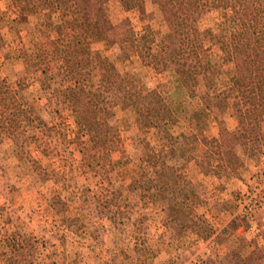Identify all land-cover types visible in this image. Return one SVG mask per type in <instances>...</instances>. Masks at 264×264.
Listing matches in <instances>:
<instances>
[{
    "label": "rangeland",
    "instance_id": "374dc122",
    "mask_svg": "<svg viewBox=\"0 0 264 264\" xmlns=\"http://www.w3.org/2000/svg\"><path fill=\"white\" fill-rule=\"evenodd\" d=\"M63 3L20 0L15 6L12 0H0V92L8 95L23 81L20 92L36 106L42 119L36 131L30 130L22 138L26 146L36 148L30 154L40 163L32 178L24 182L17 149L4 138L17 124L16 115L0 105V264H17L21 254L28 252L30 238L41 235L54 245L47 244L43 255V260L52 264H250L246 261L249 252L264 247V148L254 155L238 156L233 151V105L244 104L247 96L242 87L228 89L231 54L208 48L198 62L176 58L173 51L179 35L168 9H155L150 0H136V6L125 11L116 0H105L97 10L93 48L104 49V64L116 59L125 69L139 71L136 83L143 89L170 80L168 100L159 94L146 97V102L159 118L180 119L183 109L181 128L174 132L185 150L178 159L179 172L171 170L162 160L166 149L155 148L154 129L145 126L134 112L118 109L108 119L109 135L98 131L95 140L85 146L88 154L97 150L109 153L106 177H95L90 169L82 172L78 153L73 157L77 169L71 172L63 167L59 153L73 150L70 129L76 114L89 110L88 99L61 102L56 105L58 111H52L41 87L42 74L25 66L16 50L18 31L29 45L24 27L33 23L38 13L55 10ZM176 8L187 13V0L177 1ZM221 13L222 9H217L198 23L205 47L211 45ZM16 15L21 17L18 30L8 32ZM124 17L129 18L137 36L147 29L154 39L141 57H135L125 36L116 44L105 43L106 27ZM203 93L225 100L222 123L206 120L205 129L194 128V138L188 141L185 132L192 126L183 117L184 109L192 111ZM261 117L264 119V105ZM42 149L45 155L40 153ZM155 163L183 196L159 192L153 200L149 191H130V186L147 181L145 167ZM55 179L89 190L78 192L75 197L80 199L74 198L65 213L52 198ZM109 182L116 195L104 197ZM253 255L264 263V252L255 250Z\"/></svg>",
    "mask_w": 264,
    "mask_h": 264
},
{
    "label": "trees",
    "instance_id": "16d2710c",
    "mask_svg": "<svg viewBox=\"0 0 264 264\" xmlns=\"http://www.w3.org/2000/svg\"><path fill=\"white\" fill-rule=\"evenodd\" d=\"M19 1L12 0L15 6H18ZM104 1L64 0L61 7L38 13L35 21L24 27L29 45L23 42L18 31L16 50H19V57L24 60L25 66L39 70L42 74L41 87L45 99L53 105L52 111H58V103L74 98H86L90 105L84 114H76L74 128L70 129L74 142L73 150L63 155L59 153V160L64 168L72 172L77 169L73 157L74 153H78L81 156L79 168L82 172L90 169L93 176L106 177L105 166L110 160L109 153L97 150L88 154L85 146L95 140L98 131L108 136V119L114 116L118 109H123L134 112L145 126L154 129L155 148L166 149L162 155L163 162L171 170L179 172L178 159L184 155L185 149L175 132L181 128L183 109L179 111L180 119L159 118L146 102V97L154 98L162 94L168 100L170 80L165 83L158 81L153 88L143 89L136 83L140 77L136 69H125L116 59L103 63L106 58L105 51L94 49L93 43L97 41V10ZM116 1L125 11L136 6V0ZM150 1L155 9L166 8L170 11L179 35L177 48L173 51L176 58L198 62L206 55L208 48L231 54L233 69L229 73L228 89L242 87L247 96L244 104L233 105L236 113V128L231 133L233 151L238 156L256 154L258 148H264V119L261 117V106L264 105V0H187L189 10L185 14H181L176 8V2L179 0ZM217 9H222L221 18L211 37V45L205 47L198 23ZM20 18L16 15L8 32L13 31V28L18 30L16 26ZM1 36L0 26V38ZM105 36L107 45L116 44L121 36L127 37L135 57H141L149 51L154 40L147 29L137 36L127 17L115 24H109L105 29ZM162 72L165 74V71ZM176 82L182 85L181 81ZM22 86L23 81H20L16 83V89L12 93L2 95L0 92V105L16 115L17 124L5 133L4 138L12 141L14 149H17L16 154L18 153L24 167L25 182L32 178L40 163L37 157L30 154L31 151L36 152V148L26 146L22 138L26 132L36 131L42 119L36 106L20 92ZM196 99L198 100L194 109H184L183 114L192 126L188 132L184 131L188 141L194 138V128L205 129L206 120L212 118L221 124L222 114L227 106L224 99L208 93H203ZM49 129L54 130V126L50 125ZM169 150H172V154H169ZM40 153L45 155L46 151L42 149ZM145 168L149 176L147 181L130 186V191H149L153 200L157 199L159 192L171 191L176 196H183L170 183L162 166L155 163L146 165ZM54 184L52 198L65 213L74 198L80 199L79 195L75 197L78 192L89 190L88 187H82V190L75 188L60 179H55ZM113 186L114 184L109 182V189L104 197L116 193ZM71 188L73 190L69 193ZM47 244L54 246L43 235L32 236L27 244L28 252L21 254V260L17 264H52L43 260ZM255 250L264 252V247L252 249L246 261L250 260V264H264L261 257L253 255Z\"/></svg>",
    "mask_w": 264,
    "mask_h": 264
}]
</instances>
